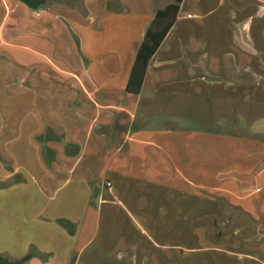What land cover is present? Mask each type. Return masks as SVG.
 Segmentation results:
<instances>
[{"label": "crops", "instance_id": "0c3cea01", "mask_svg": "<svg viewBox=\"0 0 264 264\" xmlns=\"http://www.w3.org/2000/svg\"><path fill=\"white\" fill-rule=\"evenodd\" d=\"M68 1L0 0V257L176 264L175 203L264 217V0H182L137 96L136 50L170 0Z\"/></svg>", "mask_w": 264, "mask_h": 264}, {"label": "rangeland", "instance_id": "374dc122", "mask_svg": "<svg viewBox=\"0 0 264 264\" xmlns=\"http://www.w3.org/2000/svg\"><path fill=\"white\" fill-rule=\"evenodd\" d=\"M69 3L72 1L69 0L67 4ZM163 199L165 200L162 205L163 210L173 209L175 205L176 214L172 213L171 219L163 220V227L164 223L168 224L175 234L170 239L178 248L175 252L176 264H258L252 262L251 257L264 262V253L253 251L256 245H264V239L254 234L256 225L264 224L263 216L258 221H254L243 209L230 206L223 201L221 203L224 208L221 213L207 203L199 205L194 203L193 213L189 214L184 203L177 202L171 206L168 203L174 200L166 202V199ZM169 199L170 197L167 198ZM114 206V212H120V215H116L117 218L124 220L122 222L125 227L132 228L131 221L127 217L129 214L131 216L138 214L137 206L123 197L114 199ZM146 211L151 212V217H155L154 213H159L158 204L149 205ZM154 222L156 223V219H145V223H150L151 226ZM102 224L103 222L101 227Z\"/></svg>", "mask_w": 264, "mask_h": 264}, {"label": "trees", "instance_id": "16d2710c", "mask_svg": "<svg viewBox=\"0 0 264 264\" xmlns=\"http://www.w3.org/2000/svg\"><path fill=\"white\" fill-rule=\"evenodd\" d=\"M18 1L31 10H37L46 5L48 1L52 0ZM59 1L61 4V1L65 2L66 0ZM71 1L72 3L74 2V0ZM80 2L83 4L84 0H80ZM181 3L182 0H170L164 8L158 9L154 13L153 19L146 29L143 39L136 50L133 66L125 88L126 93L132 96H137L140 93L149 62L175 23ZM29 259L30 255H27L20 260H11L6 257H0V264H27Z\"/></svg>", "mask_w": 264, "mask_h": 264}]
</instances>
